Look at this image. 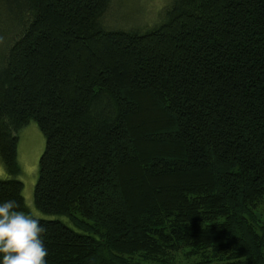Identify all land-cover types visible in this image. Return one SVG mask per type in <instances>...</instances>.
<instances>
[{
    "label": "trees",
    "instance_id": "1",
    "mask_svg": "<svg viewBox=\"0 0 264 264\" xmlns=\"http://www.w3.org/2000/svg\"><path fill=\"white\" fill-rule=\"evenodd\" d=\"M0 1V203L27 211L35 120L47 264H264V0H172L144 32L109 0Z\"/></svg>",
    "mask_w": 264,
    "mask_h": 264
},
{
    "label": "rangeland",
    "instance_id": "2",
    "mask_svg": "<svg viewBox=\"0 0 264 264\" xmlns=\"http://www.w3.org/2000/svg\"><path fill=\"white\" fill-rule=\"evenodd\" d=\"M172 0H109L102 22L112 29L132 30L144 32L159 25L165 18V10ZM11 5L9 4V7ZM7 4L0 1V65L2 64L13 41L16 31V22ZM11 9V7H10ZM17 161L20 167L16 177L22 181V195L27 207L26 214L36 217H48L36 209L33 199L34 185L38 177V164L44 149L45 139L35 120H30L18 132ZM9 174L0 159V179L8 178ZM261 213L264 218V204ZM176 260L181 264H188L181 253L176 255Z\"/></svg>",
    "mask_w": 264,
    "mask_h": 264
},
{
    "label": "clouds",
    "instance_id": "3",
    "mask_svg": "<svg viewBox=\"0 0 264 264\" xmlns=\"http://www.w3.org/2000/svg\"><path fill=\"white\" fill-rule=\"evenodd\" d=\"M15 200L0 203V264H47L48 250L39 217L18 210Z\"/></svg>",
    "mask_w": 264,
    "mask_h": 264
}]
</instances>
